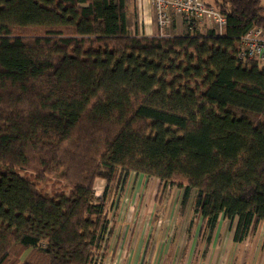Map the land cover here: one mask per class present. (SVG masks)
Masks as SVG:
<instances>
[{"label": "trees", "instance_id": "obj_1", "mask_svg": "<svg viewBox=\"0 0 264 264\" xmlns=\"http://www.w3.org/2000/svg\"><path fill=\"white\" fill-rule=\"evenodd\" d=\"M204 3L221 34L133 35L124 0H0V264H96L131 174L181 190L182 213L193 197L205 253L220 217L233 243L256 235L264 67L236 55L264 9Z\"/></svg>", "mask_w": 264, "mask_h": 264}, {"label": "rangeland", "instance_id": "obj_2", "mask_svg": "<svg viewBox=\"0 0 264 264\" xmlns=\"http://www.w3.org/2000/svg\"><path fill=\"white\" fill-rule=\"evenodd\" d=\"M208 2L212 4L210 1ZM259 3L264 9V0H259ZM203 26H205V30L209 28L208 25ZM232 111L239 116L245 115L252 120L260 118L251 111H243L237 107H233ZM53 189L57 192L68 193L60 186H55ZM102 190L103 183L98 181L95 185V193L101 195ZM44 191L50 195L52 189L47 187ZM181 193V190L164 186L156 179L131 174L123 189L108 200L107 213L110 233L111 228L114 232L111 239L109 238L110 235L106 237L107 240L97 257L96 264H143L144 261L141 262L142 253L140 252L136 256L134 250L135 242L140 241H142L141 246L147 241L149 247H152L153 254L159 252V255L165 251L170 242L173 245L185 246L182 250L184 256L181 257V253H178V257L174 260L175 264H245L246 257L244 254L250 247L246 243L243 247L239 246L238 251L235 247L232 248L231 242L227 239L228 225L227 227L222 226L221 230L220 226L217 227V232L213 234L214 242L208 256L205 257V238L207 237L205 223L200 215L193 211L192 196L184 212H181ZM125 229L128 230V233L131 230V236L134 240L133 248L131 246L125 247L126 242L123 240ZM259 231L254 241L256 254L250 255L249 262L252 257L256 263L260 262L262 258L264 222ZM114 243L116 244L115 247H113ZM106 251L107 254H105ZM110 253H113L111 258L107 257V255H111ZM158 261L160 263L158 257L151 259L146 257L144 264H157Z\"/></svg>", "mask_w": 264, "mask_h": 264}, {"label": "crops", "instance_id": "obj_3", "mask_svg": "<svg viewBox=\"0 0 264 264\" xmlns=\"http://www.w3.org/2000/svg\"><path fill=\"white\" fill-rule=\"evenodd\" d=\"M205 1H207V2L210 1L211 2V0H205ZM124 3H125V7H126V13H125L126 25H127L128 30L130 31V33H132L133 35L136 34V35H139V36H147V37L160 35L161 31L158 29V27L156 25L154 10H153V7L151 5L150 0H124ZM204 27L205 26H202V25L199 26L197 28L198 32H200L202 34H205L207 32V30H209V29L205 30ZM185 28L186 27L183 24L181 17H179L177 15H173L172 16L171 27L169 29L164 30L163 33H165V35H181V34H183L185 32ZM98 181L100 183H103V189H104L105 182L103 180H101V179H97L95 181V184H94V193H95V185H96V183ZM102 192H103V190H102ZM102 192H101V194H102ZM95 196L99 197L100 195H97L95 193ZM227 225L229 226L227 239H229V242H231L232 248L235 247L236 251H238V249L240 248L239 246L243 247V245L246 244V243L250 247V248H248V250L244 254V256L246 257L245 258L246 262L244 260L245 264H264V244L262 245V253L263 254H262L261 261L256 263V261H254V259L252 257V260H250V262H249L250 255L256 254V252H255V243H254L255 238L257 237L256 235H254L251 238L246 239L244 242H242L240 244L233 243V241H232V233H233L234 223H230L229 220H227V219H225L223 217L219 218L218 223H217V225H216V227L214 229L213 234L217 232V230H218L217 227L220 226V230H221L222 226L227 227ZM113 232H114V230L111 228V233L109 234L110 235V237H109L110 239L113 236ZM259 232L260 231L258 230V232L256 234L258 235ZM213 234H212L210 245H209L208 251L206 252V256L205 257L208 256L210 248H211V245L214 242ZM131 235H132L131 230L128 233V230L125 229V235L123 236V240H125V242H126L125 243V247H127V246H131L132 247L134 245V244L132 245V243H134L133 242L134 240L132 239ZM141 245H142V241H140L138 243L135 242L134 250L136 251L135 252L136 256H138L140 254V252L142 253L141 254V259H142L141 262L144 261L143 264L145 263L146 257L148 259L158 257V260H160V263L158 261L157 264H175L174 260L178 257V253H181L180 254L181 257L184 256V254H182L183 253L182 250L184 249L185 246H183V245L182 246H178V244L177 245H173L170 242V243H168L167 248L165 249V251L160 253V255H159V252H155V254H153L152 247L151 248L149 247L147 241H145L143 246H141ZM115 246H116V244L114 243L113 247H115ZM180 249H181V251H180ZM105 254H107V251H106ZM110 254L111 255H107V257L111 258L113 253H110ZM104 257H106V256H104Z\"/></svg>", "mask_w": 264, "mask_h": 264}, {"label": "built area", "instance_id": "obj_4", "mask_svg": "<svg viewBox=\"0 0 264 264\" xmlns=\"http://www.w3.org/2000/svg\"><path fill=\"white\" fill-rule=\"evenodd\" d=\"M154 10L155 22L164 36V30L169 29L172 16L181 17L185 27L195 24L208 25L209 30L221 34L226 26V17L216 8L207 6L202 0H150ZM240 60H254L259 68L264 67V28L248 30L240 40L237 53Z\"/></svg>", "mask_w": 264, "mask_h": 264}]
</instances>
